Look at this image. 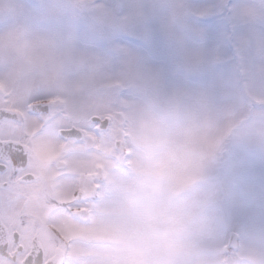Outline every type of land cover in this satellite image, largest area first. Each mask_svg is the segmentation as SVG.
Here are the masks:
<instances>
[{"label": "clouds", "instance_id": "obj_1", "mask_svg": "<svg viewBox=\"0 0 264 264\" xmlns=\"http://www.w3.org/2000/svg\"><path fill=\"white\" fill-rule=\"evenodd\" d=\"M205 4L218 14L216 35L199 23ZM257 37L264 0L0 3V80L10 95L21 106L63 96L89 128L113 116L86 201L102 233L86 264H264ZM157 48L163 62L149 54ZM241 148L261 160L246 161L237 182L228 162ZM234 201L246 219H224Z\"/></svg>", "mask_w": 264, "mask_h": 264}, {"label": "flooded vegetation", "instance_id": "obj_2", "mask_svg": "<svg viewBox=\"0 0 264 264\" xmlns=\"http://www.w3.org/2000/svg\"><path fill=\"white\" fill-rule=\"evenodd\" d=\"M0 103V264H44L57 249L63 252L61 264H67L81 256L77 250L71 252L73 246L90 244L82 233L92 221L86 201L93 177L104 169L103 163L79 157L102 153L100 130L110 120L101 117L103 126L90 128L95 140L89 141V127L80 123L83 117H73L65 108L61 112L57 106H66L61 99L53 102L46 97L21 106L0 91ZM40 103L52 105L51 112L56 113L55 126L43 134L38 133L47 117L28 112ZM61 118L72 123H60ZM48 136L55 140L59 155L49 153L53 146L46 143ZM9 141L22 145L23 163H13L2 151Z\"/></svg>", "mask_w": 264, "mask_h": 264}, {"label": "rangeland", "instance_id": "obj_3", "mask_svg": "<svg viewBox=\"0 0 264 264\" xmlns=\"http://www.w3.org/2000/svg\"><path fill=\"white\" fill-rule=\"evenodd\" d=\"M193 2L197 3V4H204V3L210 2V0H193ZM0 3L6 5L9 3V0H0ZM256 44H257L258 48H264V38L257 37ZM167 55H168V53L166 52V50H164L163 48H157L154 51L153 58L159 62H163L166 59ZM27 87L29 89H31L32 84L29 83L27 85ZM0 91L1 92H7L8 94H10L8 91V88H7V86L3 80H0ZM50 97L53 100V102H55L56 99L58 98V99H61L62 101H64L66 103V100L63 96L56 95V96H49V98ZM64 108L67 109L66 111H68L69 108L67 106V103H66V106H64ZM69 113L73 117H82L78 114L71 112L70 109H69ZM104 116L108 117L110 121L113 120V116L111 113H106ZM59 121H60V123H65L64 118L63 119L61 118ZM108 127H109V124H108ZM91 136H93V135L91 134V131L89 128V141H92L91 138H93V137H91ZM93 140H95V138H93ZM54 141L55 140L51 136H48V138L46 139V143L50 144L49 146H53L52 149H49V153L59 155L60 149L58 148L57 144L53 145ZM114 142L119 143L120 142L119 137H115ZM102 147H103L102 152L109 150L104 146H102ZM85 156L90 160L89 162L93 161V162H96L97 164L103 163L104 168H105V161H104V159L100 153L95 154V153L90 152L88 155L82 154L79 158L83 159ZM260 160H261V158H260L259 154L252 156V155L248 154L247 151L243 148L238 150L236 159L234 161L228 162V166L235 169L233 179L236 180L237 182H239L240 180L243 179L244 175L246 174V161H248V162L254 161L256 166L258 167L260 164ZM254 195L257 198H259V196H260L259 191L254 193ZM247 215H248V208L246 207V205L242 201H234V202L228 204L224 209V219L225 220H227V219L243 220V219H246ZM58 227H60L59 224H58ZM64 227H65L64 224H62L61 228L63 230L65 229ZM78 228L79 227H77V229ZM66 229H67V227H66ZM82 231H84L82 233H85L86 235H88V238H89L88 243H90V244L92 241H95V240L100 239L102 237V233H101L100 228L98 227V225L93 220L91 221V223L87 227L82 229ZM74 232H80V231L76 230ZM90 244L84 245V246H81V245L80 246H73L74 249H72L71 252H75V250H77L81 254V256H79V257L76 256L75 258L73 257L74 259H70L66 263L67 264H86L87 259L93 254V249L90 247Z\"/></svg>", "mask_w": 264, "mask_h": 264}, {"label": "snow or ice", "instance_id": "obj_4", "mask_svg": "<svg viewBox=\"0 0 264 264\" xmlns=\"http://www.w3.org/2000/svg\"><path fill=\"white\" fill-rule=\"evenodd\" d=\"M200 7L202 10H201V18L199 23L203 26L204 32L208 35H216L219 27L218 14L213 10L211 4H205ZM149 54L154 55V52ZM52 107H53L52 105L40 103L28 109L29 113L35 114L38 117H40L41 114L47 117L46 119H44L43 127L41 128L40 133L38 134H43L45 131L49 129V126L52 127L55 126L53 122L56 118V113L51 112ZM96 123H101V122L96 121ZM101 125L103 126V123H101ZM71 134L75 135V133H71ZM21 149H22V145H16L10 141L8 143L3 144L2 146V151L7 153L9 159L13 163L24 162L25 154L21 151Z\"/></svg>", "mask_w": 264, "mask_h": 264}, {"label": "water", "instance_id": "obj_5", "mask_svg": "<svg viewBox=\"0 0 264 264\" xmlns=\"http://www.w3.org/2000/svg\"><path fill=\"white\" fill-rule=\"evenodd\" d=\"M62 254V250L57 249L54 255L50 259H48L44 264H61L63 260Z\"/></svg>", "mask_w": 264, "mask_h": 264}]
</instances>
